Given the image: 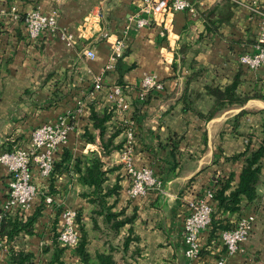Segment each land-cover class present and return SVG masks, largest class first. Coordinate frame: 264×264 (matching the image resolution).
<instances>
[{
    "label": "crops",
    "instance_id": "obj_1",
    "mask_svg": "<svg viewBox=\"0 0 264 264\" xmlns=\"http://www.w3.org/2000/svg\"><path fill=\"white\" fill-rule=\"evenodd\" d=\"M189 1L196 7V14L178 11L163 23L150 21L137 27L141 0H0V151L25 146L34 128L64 119L70 127L68 139L55 158L60 160L64 151L69 158L88 155L96 147L83 135L86 131L95 133L88 104L92 103L97 112L109 105L106 94L116 85L119 70L116 62L113 69H103L111 60L115 40L124 39L128 52L121 60L122 88L132 107L121 118L113 112L116 117L107 121L108 131L116 119L133 124L132 160L137 167H151L161 182L159 189L153 188L145 196L130 197L123 165L108 175L107 184L118 181L120 185L115 209L123 207L126 215L136 216L132 226L139 242L131 247L140 246L141 254L133 264H190L184 254L183 237L189 202L214 188L217 178L230 173L237 177L243 159L233 156L245 149L246 135H254V142L263 136L264 99L250 98L209 119L203 116L214 103L207 86L222 89L236 74L240 79L238 92L264 93V65L248 70L239 61L240 55L252 51L259 30V17L247 6L250 0L234 2L230 23L216 31L206 29L203 13L221 0ZM36 8L45 13L55 10L58 30L71 34L72 40L66 41L60 34L29 39L23 16ZM88 49L94 51V58L85 55ZM146 74L154 75L163 88L155 90L131 118L133 101ZM98 75L102 80L96 88L93 80ZM57 89L65 96L48 107ZM184 104L195 111L184 110ZM114 140L124 142V132ZM119 159L120 149L109 155L106 165L121 164ZM260 162L258 203L243 202L240 211L220 214L223 224L230 227L241 215L255 216L249 237L240 250L227 256L225 264H264V155ZM32 173L38 194L27 210L15 211L11 218L32 213L40 203L41 215L32 234H18L11 241L0 237V264H10L13 249L32 252L34 264H50L52 228L58 225L63 207H73L79 214L78 222L87 238V257L83 262L74 248L66 247L62 260L66 264H98L96 252L105 247L93 227V205L81 195L86 187L70 171L61 172L52 182L35 166ZM8 178L6 167L0 164V223ZM47 197L52 201L47 203ZM220 231L213 237L208 229L201 232L202 251L196 264H214L224 254Z\"/></svg>",
    "mask_w": 264,
    "mask_h": 264
},
{
    "label": "trees",
    "instance_id": "obj_2",
    "mask_svg": "<svg viewBox=\"0 0 264 264\" xmlns=\"http://www.w3.org/2000/svg\"><path fill=\"white\" fill-rule=\"evenodd\" d=\"M233 3L231 0H221L220 3L203 13L204 23L208 31H216L221 25L230 23L233 14ZM254 43L255 41L252 46ZM127 52L128 48L124 49L121 57L116 61V69L119 70V77L115 84L121 87L125 86L122 80V72L120 71L123 65L121 60ZM239 83V74H236L232 82L222 89L207 86L208 93L214 97V103L210 110L203 115L205 119L211 118L214 114L228 106L234 104L243 105L250 98L258 97L264 99V93L254 92L249 94L238 92L237 88ZM155 90L152 89L145 99H141L139 93H137L133 101L134 113H132L131 118L136 117V113L147 103ZM53 93V97L47 103L48 107L56 104L57 100L65 96L61 89L54 90ZM183 98H185V95ZM88 107V115L93 123L95 133L92 135L86 131L83 135L87 141L94 142L96 147L91 149L86 156L69 158L68 153L64 151L60 160L54 159L49 180L52 182L61 172L70 171L75 174L78 182L86 187V191L82 192L81 195L86 197L93 205L91 212L93 227L100 234L105 247L104 251L96 252L95 257L98 264H133L141 254L140 246L135 244L131 247L133 242H139V236L135 233L132 226L136 216L135 213L126 215V209L123 207L118 210L115 209L120 185L118 181L112 185L106 183L108 175L122 165L121 162V164L112 166H107L106 164H108L109 155L113 151L121 149L123 141L115 142L114 139L120 132L123 133L128 125L122 120L119 121L116 119L115 126L109 132L107 121L115 116L113 114V112L115 113L114 106L109 104L100 112L94 109L92 103H89ZM183 109L195 111L188 104H184ZM262 131V138L256 142L253 141L254 135H246L245 149L233 156V158L242 157L243 159V165L238 176L235 177L233 173H230L222 178H217L214 182V188H212L214 207L211 214V221L206 228L209 231L210 237L216 235L218 230H224L230 227L228 223L223 224L222 218L220 217L221 213L240 211L243 202L254 205L259 201L260 194L258 192V186L261 177L260 159L264 155V128ZM173 146H176L175 141L173 142ZM67 160L73 162L72 166L70 162H66ZM42 207L43 204L40 203L30 214H19L15 218H11V216L3 217L0 223V237L11 241L18 234H32L34 224L38 220L39 215H41ZM125 227H127L126 231H123ZM252 229L253 226L248 237ZM78 230L80 239L74 247H70L59 241L58 225L53 226L51 242L54 249L50 264H66L62 260V253L66 247L74 248L80 259L86 262L87 251L85 244L87 238L79 222ZM9 260L10 264H34V255L32 252L25 251L24 249H13L10 251Z\"/></svg>",
    "mask_w": 264,
    "mask_h": 264
},
{
    "label": "built area",
    "instance_id": "obj_3",
    "mask_svg": "<svg viewBox=\"0 0 264 264\" xmlns=\"http://www.w3.org/2000/svg\"><path fill=\"white\" fill-rule=\"evenodd\" d=\"M240 3L241 0H231ZM248 8L259 17V30L250 52H245L239 57V61L248 70H255L264 65V0H250ZM15 12V8H11ZM178 11H188L196 14V7L189 0H141L136 17V26L142 27L150 21L156 24L163 23ZM57 12L45 13L40 9H32L25 13L23 21L27 36L37 41L41 36H53L60 34L66 41L72 40V35L58 30ZM85 24L88 18L84 20ZM125 49L123 38H117L112 45L111 60L104 70L113 69L115 62L121 57ZM88 58H94L92 49L85 50ZM101 75L94 77V86H101ZM163 84L154 75L146 74L140 82L139 97L145 99L152 89L161 90ZM106 98L111 106H114L117 115L121 118L132 107V100L124 93L119 85H113L107 92ZM69 125L64 119L55 124L42 123L31 133L30 140L25 146H15L11 149L0 151V164L8 171L7 198L2 205V217L11 216L15 211L27 210L38 194V188L33 179L32 168L37 167L39 174L48 177L53 168L55 154L68 139ZM124 142L120 149V162L122 163L129 185L127 193L130 197L147 195L151 189H159L161 182L149 166L137 167L132 160V151L135 140L133 124L128 123L124 131ZM51 197L46 202H51ZM214 207L213 191L206 189L196 196L188 204V212L183 220V237L186 244L184 254L190 264H196L201 256L202 243L200 234L205 230L210 221ZM255 221V216L241 215L235 225L219 232L225 252L216 259L214 264H225L227 256L241 249L242 243ZM58 239L64 245L74 247L79 239L78 213L73 207H63L58 222Z\"/></svg>",
    "mask_w": 264,
    "mask_h": 264
},
{
    "label": "water",
    "instance_id": "obj_4",
    "mask_svg": "<svg viewBox=\"0 0 264 264\" xmlns=\"http://www.w3.org/2000/svg\"><path fill=\"white\" fill-rule=\"evenodd\" d=\"M66 124H67V121H66Z\"/></svg>",
    "mask_w": 264,
    "mask_h": 264
}]
</instances>
